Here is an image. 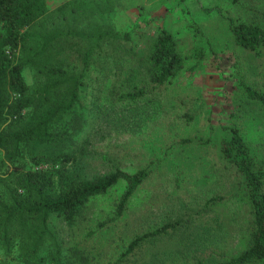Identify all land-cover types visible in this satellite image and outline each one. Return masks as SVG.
<instances>
[{
    "label": "rangeland",
    "instance_id": "374dc122",
    "mask_svg": "<svg viewBox=\"0 0 264 264\" xmlns=\"http://www.w3.org/2000/svg\"><path fill=\"white\" fill-rule=\"evenodd\" d=\"M47 3L64 6L66 13L70 4L77 9L74 21L61 24L64 38L57 48L73 49L69 55L76 64L82 63L78 52L91 50L94 60L89 85L80 93L85 107L98 104L89 177L116 169L151 171L119 216L116 208L126 189L122 179L90 198L74 224L56 218L53 228L63 246H80L87 264H219L239 254L250 240L253 215L235 188L239 174L219 146L229 128L237 127L264 181V110L246 92L264 94V47L240 46L229 20L264 28V1ZM161 28L171 32L182 57L171 82L149 88L144 97L113 95L111 72L128 59L124 49L137 41V51L146 53ZM23 74L33 82L32 69ZM213 197L220 198L209 202ZM170 223L177 224L129 251L136 236ZM2 257L0 250V264Z\"/></svg>",
    "mask_w": 264,
    "mask_h": 264
},
{
    "label": "trees",
    "instance_id": "16d2710c",
    "mask_svg": "<svg viewBox=\"0 0 264 264\" xmlns=\"http://www.w3.org/2000/svg\"><path fill=\"white\" fill-rule=\"evenodd\" d=\"M264 1V0H263ZM62 5H65L66 2ZM51 8L47 0H0V250L2 263L87 264L78 245L65 248L53 228L56 218L69 225L83 213L86 202L105 193L118 180L126 189L116 208L119 216L137 188L150 178L149 169L129 172L116 169L96 178L88 175L89 148L98 114L97 101L85 107L80 93L89 85L93 59L78 52L76 64L69 52L59 49L61 24L77 17L70 4ZM59 19V20H56ZM237 43L254 51L264 47V28L229 20ZM66 35L73 34L66 31ZM138 42L124 49L128 59L112 69L113 95L144 97L149 88L171 82L182 57L170 31L161 28L146 53ZM75 52V51H73ZM32 69L28 83L24 70ZM106 76V75H105ZM152 90V89H151ZM261 104L264 94L247 88ZM221 157L239 177L235 188L249 202L253 215L250 240L236 256L219 264H264V181L240 130L231 126L220 141ZM214 197L209 202H215ZM177 223L165 224L136 236L129 251L157 239ZM80 245V244H79ZM70 253H67L66 250ZM80 257L79 259L76 258Z\"/></svg>",
    "mask_w": 264,
    "mask_h": 264
}]
</instances>
